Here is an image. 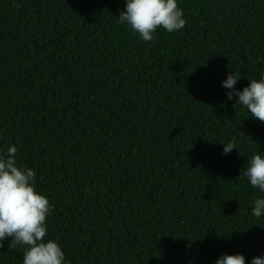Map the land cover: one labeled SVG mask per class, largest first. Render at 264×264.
Returning a JSON list of instances; mask_svg holds the SVG:
<instances>
[{
  "label": "trees",
  "instance_id": "obj_1",
  "mask_svg": "<svg viewBox=\"0 0 264 264\" xmlns=\"http://www.w3.org/2000/svg\"><path fill=\"white\" fill-rule=\"evenodd\" d=\"M0 264H264V0H0Z\"/></svg>",
  "mask_w": 264,
  "mask_h": 264
}]
</instances>
